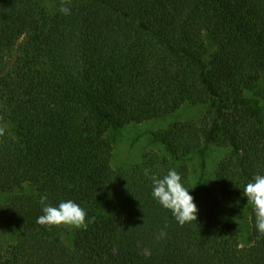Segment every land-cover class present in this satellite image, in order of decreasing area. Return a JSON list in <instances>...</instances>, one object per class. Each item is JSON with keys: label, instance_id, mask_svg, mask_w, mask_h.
<instances>
[{"label": "trees", "instance_id": "16d2710c", "mask_svg": "<svg viewBox=\"0 0 264 264\" xmlns=\"http://www.w3.org/2000/svg\"><path fill=\"white\" fill-rule=\"evenodd\" d=\"M60 6L0 0V229L16 236L0 264H264L254 211L242 248V228L219 210L264 175V0ZM186 105L205 115L153 133L164 156L113 168L112 133ZM213 146L230 153L210 181ZM170 169L198 209L183 226L151 194V176ZM41 196L79 204L87 228L37 224Z\"/></svg>", "mask_w": 264, "mask_h": 264}, {"label": "rangeland", "instance_id": "374dc122", "mask_svg": "<svg viewBox=\"0 0 264 264\" xmlns=\"http://www.w3.org/2000/svg\"><path fill=\"white\" fill-rule=\"evenodd\" d=\"M204 105H186L182 110L172 116L145 122L142 124H132L111 136L115 139L113 152V168L117 171L132 169L140 165L145 155L155 152L164 156L163 147L153 142L152 134L159 133L175 123L194 121L200 122L205 115ZM0 126L5 124L0 119ZM229 149L220 146H213L208 154V180H214L215 172L219 164L228 156ZM190 169V181L193 186H197L199 179V158L194 156L188 161ZM7 199V198H6ZM220 214L223 220L231 221L242 228L240 239L241 247L245 248L248 244V236L251 229L250 217L253 212L252 206L247 205V201L225 199L220 202ZM71 231L78 228L69 226ZM15 234L12 230L3 231L0 229V249L5 250L8 245L15 241Z\"/></svg>", "mask_w": 264, "mask_h": 264}, {"label": "clouds", "instance_id": "9594fccd", "mask_svg": "<svg viewBox=\"0 0 264 264\" xmlns=\"http://www.w3.org/2000/svg\"><path fill=\"white\" fill-rule=\"evenodd\" d=\"M59 11L69 15L71 9L65 6V0H61ZM5 134V127L0 126V136ZM145 175L148 171L145 170ZM152 196L162 207L170 210L173 217L183 226L197 220L198 209L194 198L189 194V189L181 183V176L175 169H170L163 177L151 176ZM247 197V205H251L255 213V226L261 236H264V175H254L251 181L242 189ZM47 197L41 196L40 203L42 215L37 217L36 223L41 226L61 225L76 228H87L86 211L72 200L62 201L58 206L46 203Z\"/></svg>", "mask_w": 264, "mask_h": 264}]
</instances>
